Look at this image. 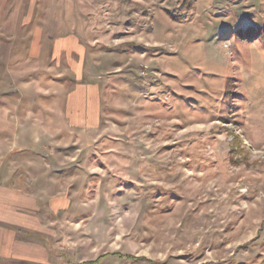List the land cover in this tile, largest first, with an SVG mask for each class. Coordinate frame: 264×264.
I'll use <instances>...</instances> for the list:
<instances>
[{"label":"rangeland","instance_id":"1","mask_svg":"<svg viewBox=\"0 0 264 264\" xmlns=\"http://www.w3.org/2000/svg\"><path fill=\"white\" fill-rule=\"evenodd\" d=\"M57 42L103 114L32 153L50 264H264V0H0V69L41 77Z\"/></svg>","mask_w":264,"mask_h":264},{"label":"crops","instance_id":"2","mask_svg":"<svg viewBox=\"0 0 264 264\" xmlns=\"http://www.w3.org/2000/svg\"><path fill=\"white\" fill-rule=\"evenodd\" d=\"M54 44L50 47L52 52ZM70 44L54 45L60 47L56 53L59 65L45 67V71L38 72L41 77L33 76L35 69L20 76L12 73L15 70L0 69V264L51 263V243L56 239H51L49 214H55L57 219L56 214L64 209L59 204L51 206V184L45 177L57 180L65 176L61 172L66 169L42 174L47 189L39 188L33 173L28 171L34 164L32 153L44 147L58 149L62 143L58 136L65 128L80 132L94 129L101 121V90L94 81V68H82L84 55H73L74 61L80 60L73 75L65 77V68H58L61 51ZM73 48L76 53L79 45L75 43ZM65 79L73 82L71 89H66ZM52 159L59 158L45 157L47 162Z\"/></svg>","mask_w":264,"mask_h":264}]
</instances>
